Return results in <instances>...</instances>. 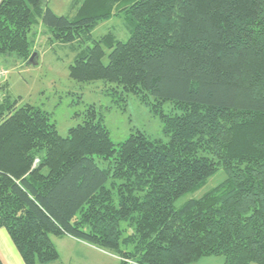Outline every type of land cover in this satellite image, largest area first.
Returning <instances> with one entry per match:
<instances>
[{
	"label": "trees",
	"instance_id": "16d2710c",
	"mask_svg": "<svg viewBox=\"0 0 264 264\" xmlns=\"http://www.w3.org/2000/svg\"><path fill=\"white\" fill-rule=\"evenodd\" d=\"M72 6L77 11L69 18L56 15L49 0H0V55L28 64L29 35L40 24L52 41H91L70 78L105 81L124 102L134 96L150 105L169 139L137 131L117 148L95 107L63 137L50 113L9 102L5 84L0 230L24 264L57 262L52 237L60 235L125 263L194 264L222 256L224 264H264V0H74ZM120 14L131 33L127 42L112 33L93 38V29ZM220 171L225 178L215 187L177 205ZM0 264H6L1 254Z\"/></svg>",
	"mask_w": 264,
	"mask_h": 264
},
{
	"label": "rangeland",
	"instance_id": "374dc122",
	"mask_svg": "<svg viewBox=\"0 0 264 264\" xmlns=\"http://www.w3.org/2000/svg\"><path fill=\"white\" fill-rule=\"evenodd\" d=\"M73 1L49 0V7L56 15L71 18L77 11L73 9ZM109 33L122 42L129 40L131 33L124 14L100 23L92 31L95 40ZM29 39L32 42L33 54H38L35 60L36 65H28L17 55H0V68L9 73L8 86L4 90V95L9 102L16 104L17 107L30 104L50 113L51 121L55 123L59 134L63 137L68 136L71 128L82 124L87 111L95 107L117 148L137 131L153 139L168 141L169 138L164 134L161 117L151 110L150 105L142 103L134 96H130L127 102H124L122 96L112 90L114 85L105 81L79 83L70 78L69 68L74 63L78 52L81 48L93 46V42L62 44L52 41L50 30L41 24L35 27ZM110 52L106 50V55L102 59L105 66L109 64ZM171 108L172 103L169 101L163 105L166 114L170 113ZM109 164L108 161L100 160L99 166L107 168ZM224 178L225 173L220 171L199 192L184 196L177 205L183 204L190 198L202 197ZM126 226L123 224V227ZM62 253L65 252L62 251ZM68 254L76 257L75 253ZM194 264H224V257H207Z\"/></svg>",
	"mask_w": 264,
	"mask_h": 264
},
{
	"label": "crops",
	"instance_id": "0c3cea01",
	"mask_svg": "<svg viewBox=\"0 0 264 264\" xmlns=\"http://www.w3.org/2000/svg\"><path fill=\"white\" fill-rule=\"evenodd\" d=\"M5 84H8V80ZM52 240L60 254L59 260L53 264H134L131 262L125 263L120 257L69 235L54 236ZM62 251L65 253H62ZM68 253L70 255L75 253L76 257L69 256ZM0 254L6 264H24L5 230H0ZM63 255L65 256L64 260Z\"/></svg>",
	"mask_w": 264,
	"mask_h": 264
},
{
	"label": "built area",
	"instance_id": "2783aa9c",
	"mask_svg": "<svg viewBox=\"0 0 264 264\" xmlns=\"http://www.w3.org/2000/svg\"><path fill=\"white\" fill-rule=\"evenodd\" d=\"M8 71L0 68V101L3 99V93H2V86L6 83L8 80Z\"/></svg>",
	"mask_w": 264,
	"mask_h": 264
},
{
	"label": "water",
	"instance_id": "95a60500",
	"mask_svg": "<svg viewBox=\"0 0 264 264\" xmlns=\"http://www.w3.org/2000/svg\"><path fill=\"white\" fill-rule=\"evenodd\" d=\"M37 53H34L32 56H31V58L29 59V61H28V65H36V57H37Z\"/></svg>",
	"mask_w": 264,
	"mask_h": 264
}]
</instances>
